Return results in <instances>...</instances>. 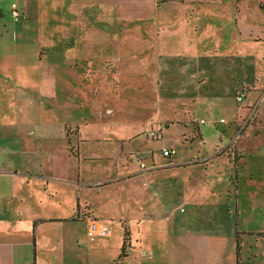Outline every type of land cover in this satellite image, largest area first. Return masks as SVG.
<instances>
[{"label": "rangeland", "instance_id": "1", "mask_svg": "<svg viewBox=\"0 0 264 264\" xmlns=\"http://www.w3.org/2000/svg\"><path fill=\"white\" fill-rule=\"evenodd\" d=\"M262 2L0 0L14 167L71 175L80 155L84 180L125 178L80 189L83 219L96 209L109 232L74 224L69 264H236L238 244L264 264ZM32 179L14 178L29 201L46 183Z\"/></svg>", "mask_w": 264, "mask_h": 264}, {"label": "crops", "instance_id": "2", "mask_svg": "<svg viewBox=\"0 0 264 264\" xmlns=\"http://www.w3.org/2000/svg\"><path fill=\"white\" fill-rule=\"evenodd\" d=\"M262 5H264L263 2ZM2 113L3 110L0 109V264H69L76 260L70 259L67 255L69 251L66 250V241L69 235H72L73 238L70 248L75 253L76 246L80 242L73 232L75 228L73 225L85 222L88 229L89 219L98 221L96 209L93 208L95 216L83 219V202L80 200V189L82 186L103 187L125 178L118 175L104 181L90 182L84 180L80 155L74 156L75 168L71 175L48 174L43 173L42 170L30 172L14 167L12 153L15 150L6 145L7 136L13 137L12 134L14 133H4ZM33 132L31 131L32 134ZM174 163L173 160L170 165H174ZM145 171L146 169H143L137 174L136 172L132 173V176L140 175L141 178H147ZM19 175L27 179L26 184L28 185L33 181L32 178L46 182L43 189L36 182L39 186L37 190L39 194L34 196L32 201L21 194V190L16 189L14 178ZM55 182L64 186L58 187L54 185ZM84 204L92 206L88 202ZM43 209H45L44 213L39 212ZM58 210L63 212L59 213ZM46 212L48 213L45 214ZM57 225L64 229L62 236L48 237L43 235L49 226ZM44 237L47 238V241ZM138 241L137 239L136 243Z\"/></svg>", "mask_w": 264, "mask_h": 264}, {"label": "trees", "instance_id": "3", "mask_svg": "<svg viewBox=\"0 0 264 264\" xmlns=\"http://www.w3.org/2000/svg\"><path fill=\"white\" fill-rule=\"evenodd\" d=\"M167 155V154H165ZM131 232L128 228H126L124 226V234H123V242H122V246L120 249V253H119V258L120 259H124L128 256V249L132 248L133 245L131 243ZM236 264H243L242 260H241V256H240V246L238 244V249H237V263Z\"/></svg>", "mask_w": 264, "mask_h": 264}, {"label": "built area", "instance_id": "4", "mask_svg": "<svg viewBox=\"0 0 264 264\" xmlns=\"http://www.w3.org/2000/svg\"><path fill=\"white\" fill-rule=\"evenodd\" d=\"M242 96L239 95L238 99H241ZM164 154H169V150L165 149ZM109 232V227L107 224L100 223L95 219H90L88 224V233L90 236H97V235H106Z\"/></svg>", "mask_w": 264, "mask_h": 264}]
</instances>
